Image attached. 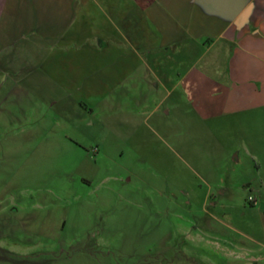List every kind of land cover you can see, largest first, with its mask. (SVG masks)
Segmentation results:
<instances>
[{
  "label": "rangeland",
  "instance_id": "obj_1",
  "mask_svg": "<svg viewBox=\"0 0 264 264\" xmlns=\"http://www.w3.org/2000/svg\"><path fill=\"white\" fill-rule=\"evenodd\" d=\"M90 11L1 108L0 264H264V205L250 186L218 202L219 170L189 165L202 144L110 92V23Z\"/></svg>",
  "mask_w": 264,
  "mask_h": 264
},
{
  "label": "crops",
  "instance_id": "obj_2",
  "mask_svg": "<svg viewBox=\"0 0 264 264\" xmlns=\"http://www.w3.org/2000/svg\"><path fill=\"white\" fill-rule=\"evenodd\" d=\"M90 10L110 23L97 29L110 39V92L120 83L126 97L170 116L174 142L182 126L202 144L205 158L188 151L189 165L219 170L218 202L250 186L264 205V0H244L234 16L204 0H0V111L17 80L62 62L69 29Z\"/></svg>",
  "mask_w": 264,
  "mask_h": 264
},
{
  "label": "water",
  "instance_id": "obj_3",
  "mask_svg": "<svg viewBox=\"0 0 264 264\" xmlns=\"http://www.w3.org/2000/svg\"><path fill=\"white\" fill-rule=\"evenodd\" d=\"M217 10L230 15H238L244 7V0H204Z\"/></svg>",
  "mask_w": 264,
  "mask_h": 264
},
{
  "label": "built area",
  "instance_id": "obj_4",
  "mask_svg": "<svg viewBox=\"0 0 264 264\" xmlns=\"http://www.w3.org/2000/svg\"><path fill=\"white\" fill-rule=\"evenodd\" d=\"M249 199H250V200H252V198H251V197H250Z\"/></svg>",
  "mask_w": 264,
  "mask_h": 264
}]
</instances>
